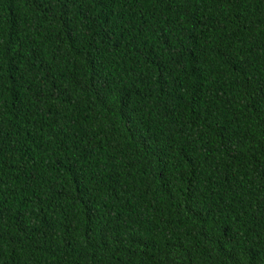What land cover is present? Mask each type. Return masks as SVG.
Here are the masks:
<instances>
[{
	"label": "trees",
	"instance_id": "obj_1",
	"mask_svg": "<svg viewBox=\"0 0 264 264\" xmlns=\"http://www.w3.org/2000/svg\"><path fill=\"white\" fill-rule=\"evenodd\" d=\"M0 264H264V0H0Z\"/></svg>",
	"mask_w": 264,
	"mask_h": 264
}]
</instances>
